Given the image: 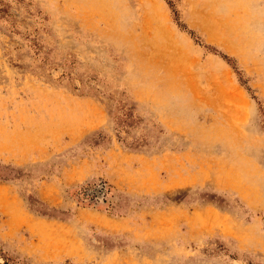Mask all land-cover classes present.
<instances>
[{
	"label": "rangeland",
	"instance_id": "obj_1",
	"mask_svg": "<svg viewBox=\"0 0 264 264\" xmlns=\"http://www.w3.org/2000/svg\"><path fill=\"white\" fill-rule=\"evenodd\" d=\"M99 2L0 0V264H264V0Z\"/></svg>",
	"mask_w": 264,
	"mask_h": 264
},
{
	"label": "bare ground",
	"instance_id": "obj_2",
	"mask_svg": "<svg viewBox=\"0 0 264 264\" xmlns=\"http://www.w3.org/2000/svg\"><path fill=\"white\" fill-rule=\"evenodd\" d=\"M102 2H103V0H102ZM102 2H99V3H101V4H103ZM237 2V1H236ZM211 7V6H210ZM237 9V8H236ZM205 15V14H204ZM203 15V16H204ZM213 16V15H212ZM208 24V23H207ZM211 26V25H210ZM230 27V26H229ZM220 28V27H219ZM222 28V27H221ZM214 30V29H213ZM216 32V31H215ZM227 34V33H226ZM231 35V34H230ZM236 37V36H235Z\"/></svg>",
	"mask_w": 264,
	"mask_h": 264
}]
</instances>
